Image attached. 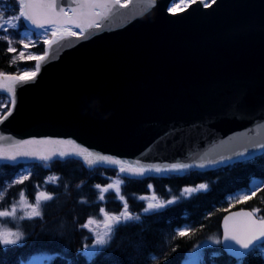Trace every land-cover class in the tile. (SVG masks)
I'll use <instances>...</instances> for the list:
<instances>
[{"label": "water", "instance_id": "obj_1", "mask_svg": "<svg viewBox=\"0 0 264 264\" xmlns=\"http://www.w3.org/2000/svg\"><path fill=\"white\" fill-rule=\"evenodd\" d=\"M172 1H119L95 17L101 27L48 46L35 78L15 86L0 148L71 141L28 147L72 152L75 145L146 169L263 150L264 0H197L178 12L169 10ZM225 243L234 255L246 251Z\"/></svg>", "mask_w": 264, "mask_h": 264}, {"label": "trees", "instance_id": "obj_2", "mask_svg": "<svg viewBox=\"0 0 264 264\" xmlns=\"http://www.w3.org/2000/svg\"><path fill=\"white\" fill-rule=\"evenodd\" d=\"M11 1L15 6L13 8L19 10L17 1ZM8 49L9 43L0 35V73H22L35 66L34 60L21 59L17 57L19 51L10 52ZM13 58L15 63L12 62ZM7 100L8 96L0 92L2 113L9 108V101L8 105H3ZM28 165L31 169L29 179L13 188L21 191L25 189L31 201H35L37 190L47 192L53 199L41 202V217L23 220L18 219L19 214L16 218L10 217L11 223L24 230L26 235L20 243L0 244V264H20L42 253L53 256L49 264H182L187 252L196 244V237L219 229L221 217L227 207L213 209L214 205L222 202L226 193L248 186L253 177L264 180V153L207 171L190 170L124 179L122 195L127 201L129 212L133 215L140 214V220L129 221L127 226L119 227L109 244L89 257L84 250L95 238L89 228L82 225L89 218L101 220V208L110 214L123 210V201L115 191L105 192L104 199L99 200L100 190L96 186L104 187L114 177L124 175L114 167H88L78 158L67 162H62L61 158L34 161ZM3 166L8 177H12L22 165ZM203 182L209 183L207 191L187 197L180 196L165 207L143 213L147 204L140 197L154 192L169 200L179 196L185 187ZM18 196L17 193L11 195L7 206ZM241 204L259 206L264 215V184L255 195ZM186 221L198 224L194 231L195 237L192 234L189 238L173 233L175 225ZM168 234L170 243L167 248H161ZM151 253H157L158 257L153 260ZM204 258L203 264H236L224 251L213 258L207 251ZM243 264H264V259L258 254H252Z\"/></svg>", "mask_w": 264, "mask_h": 264}, {"label": "snow or ice", "instance_id": "obj_3", "mask_svg": "<svg viewBox=\"0 0 264 264\" xmlns=\"http://www.w3.org/2000/svg\"><path fill=\"white\" fill-rule=\"evenodd\" d=\"M64 3H68L69 7L60 6L58 0H18L19 12L18 15L14 17L3 19V23H0V30L7 31L8 26L13 29L19 27L14 21L24 20L25 24L34 25L36 29H43L45 34V44L49 48L53 44H57L60 40L67 36H82L86 31L92 28H99L101 24L97 22L95 17L101 16L102 12L106 14H111L112 10L119 4V0H112V3H108L107 0H75L73 6V0H63ZM175 2V0H173ZM150 6H154L155 0H149ZM3 12H0V18H3ZM73 28L79 31H73ZM51 31V38L47 37V32ZM11 45L12 41H8ZM28 44H24V48H28ZM16 49L9 47L8 51L14 52ZM48 56V52L45 51L44 55L28 56L27 59L36 60L35 71L25 72L20 75L7 76L0 73V89L6 90L11 96V103H15V86L18 83L27 82L28 80L34 79L36 74L39 72L41 63ZM20 58L25 59L23 52L20 53ZM13 63H15V58H13ZM8 114H11V109H9ZM6 118V117H4ZM2 139V138H0ZM73 142L68 141H52V140H28L14 142L10 148H0V158L8 160H16L17 157H35L43 161H50L53 157L61 158L62 162H67V160L72 158H80L87 163L88 166L97 165L103 162L111 163L112 165H120L119 172L125 174L124 176L118 175L117 178L104 187L97 185L96 187L100 190L99 200L104 199V193L108 191H115L118 195L120 194V189L123 184L124 179H130L135 176L144 175L147 171L154 170L157 173L168 170H182L191 167L188 164H172L168 166L167 169H162L158 166H150L149 168H144L142 166L133 167L131 164L126 167L122 164L120 160L113 159L109 156L95 155L86 149L79 148L73 145L72 152H65L60 150L45 151L38 148H30L31 145H58ZM259 147L264 148V144L259 145ZM247 152V149H245ZM237 155H243V153H238ZM223 159V158H222ZM47 166V165H46ZM204 165L201 164L200 167ZM27 176H22L19 180L14 181V183H22ZM58 179V178H53ZM151 187V185L149 186ZM256 187H259L258 185ZM206 184H200L195 188H186L184 192L191 194L192 192L206 190ZM250 191L255 195V189L249 188ZM4 196L3 192H0V199ZM19 201L14 202L10 210L0 211V217H14L18 209L22 212V215L18 219H32L35 217H41L43 215L41 210V202L53 199V197L45 192H40L34 203H30L23 191L19 194ZM247 195H240L235 197L237 202L244 201L248 199ZM119 199L123 201V210L119 213H109L107 210L101 208L100 214H102V220H97L94 218H89L87 222L82 225V227L89 228L90 231L95 232V244L99 246H104L109 244L113 238V234L122 225L127 226L129 221H139L140 214L133 215L129 212V206L123 195H119ZM142 200H147V206L143 209V213L147 214L153 209H159L164 207L165 203H173L174 200L170 201H160L158 197L153 192L150 196L140 197ZM259 209H253L251 211H237L224 219V231L223 239L225 241H233L235 245H238L240 249L246 250L244 252L236 251V255L243 257L251 252L252 249L256 248L261 241H264V217L257 218V213ZM95 225V227H92ZM187 230H181L177 233L179 236L187 235ZM23 233L19 230L12 231L7 227L0 226V244L3 245H14L17 244L22 238ZM220 243V240L216 241ZM228 247H232L228 245Z\"/></svg>", "mask_w": 264, "mask_h": 264}, {"label": "rangeland", "instance_id": "obj_4", "mask_svg": "<svg viewBox=\"0 0 264 264\" xmlns=\"http://www.w3.org/2000/svg\"><path fill=\"white\" fill-rule=\"evenodd\" d=\"M193 1H195V0H175V2H172L171 3L170 9L171 10H180V9H183L184 7H186L187 5H189ZM209 1L212 2L213 0H209ZM0 9H2V10L5 9L2 4H0ZM14 16H15V14H11V15L5 17L4 19L11 18V17H14ZM1 23H3V21ZM14 23H17V21H14ZM8 28H10V26H8ZM74 31H76V30L74 29ZM39 32H40L39 34H41L43 37H45V34H44V30L43 29L41 31H39ZM50 32H51L50 30L47 32V37L49 36V33ZM36 35H38V34H36ZM33 39H34V34L31 31H26L25 32V39L23 40V42H24V44H28L29 47L28 48H23L22 51L27 56H35V53H33L31 51V49H30V46H31V43L33 42ZM32 71H34V70H30L28 72H32ZM0 173H1V168H0ZM24 175H26L25 172H23L21 175H18L17 176V179L19 180ZM261 183H262L261 180L254 179L253 182H252V188L256 189L257 188L256 186L257 185L260 186ZM36 193L38 195V190H37ZM250 193H251L250 191L242 190V191H239V192H237L235 194H232L230 197H228V200H230L231 201L230 203L232 204L235 201H237L235 199V197L240 196V195H249ZM11 195H14V191L13 190H11L9 192V196H11ZM19 198L20 197H18V199L16 200V202L19 201ZM27 200L30 203H32L29 198ZM3 204H5V200L4 199H2L0 201V205H3ZM10 209H11L10 207H5L4 210H10ZM0 211H3V210H0ZM9 229H11V228H9ZM11 230L14 231V229H11ZM181 230H187L188 231V226H186V225L180 226L177 231L179 232ZM169 234H171V233H169ZM169 234H168L167 239L164 240V243L161 244V248H167L168 247ZM216 241H217V239L212 238V240L204 241V243L198 245L193 251H191L189 253L188 260H187L186 264H198L199 261H200V259H201L202 254H203V249H205V247L208 246V245H215L217 243ZM220 243H221V241H220ZM220 243H218V244H220ZM91 250H92V248H91V246H89L88 247V251H91ZM258 251L261 252V254L264 256V245H262L261 247H259L258 248ZM40 261H41V257H38L37 256V257H35L34 260H32V263L33 264H38Z\"/></svg>", "mask_w": 264, "mask_h": 264}, {"label": "bare ground", "instance_id": "obj_5", "mask_svg": "<svg viewBox=\"0 0 264 264\" xmlns=\"http://www.w3.org/2000/svg\"><path fill=\"white\" fill-rule=\"evenodd\" d=\"M18 24V23H17ZM19 25V24H18ZM22 26V25H21ZM20 25H19V27H18V29L21 27ZM74 31V30H73ZM47 49H48V46H46L45 47V50L47 51Z\"/></svg>", "mask_w": 264, "mask_h": 264}]
</instances>
